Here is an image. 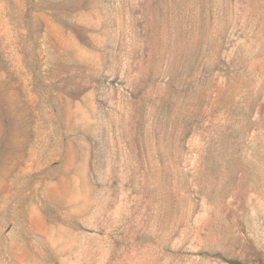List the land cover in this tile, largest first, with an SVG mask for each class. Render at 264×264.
<instances>
[{"label":"rangeland","instance_id":"rangeland-1","mask_svg":"<svg viewBox=\"0 0 264 264\" xmlns=\"http://www.w3.org/2000/svg\"><path fill=\"white\" fill-rule=\"evenodd\" d=\"M264 264V0H0V264Z\"/></svg>","mask_w":264,"mask_h":264},{"label":"trees","instance_id":"trees-1","mask_svg":"<svg viewBox=\"0 0 264 264\" xmlns=\"http://www.w3.org/2000/svg\"><path fill=\"white\" fill-rule=\"evenodd\" d=\"M225 261H227V260H225ZM227 262L230 264H238V262H233V261H227Z\"/></svg>","mask_w":264,"mask_h":264}]
</instances>
